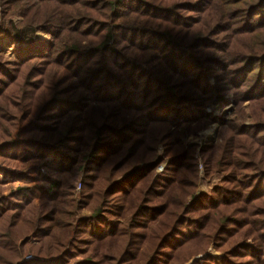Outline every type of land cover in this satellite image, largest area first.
<instances>
[{
  "label": "trees",
  "instance_id": "trees-1",
  "mask_svg": "<svg viewBox=\"0 0 264 264\" xmlns=\"http://www.w3.org/2000/svg\"><path fill=\"white\" fill-rule=\"evenodd\" d=\"M0 10L15 43L11 59L0 47V176L19 183L5 194L0 180V264H264V0ZM230 93L240 122L220 119L199 152L205 176L224 177L193 197L184 140Z\"/></svg>",
  "mask_w": 264,
  "mask_h": 264
},
{
  "label": "rangeland",
  "instance_id": "rangeland-1",
  "mask_svg": "<svg viewBox=\"0 0 264 264\" xmlns=\"http://www.w3.org/2000/svg\"><path fill=\"white\" fill-rule=\"evenodd\" d=\"M1 20L2 19H1V10H0V25L2 24ZM11 20L13 23L18 24L21 21V18L13 17ZM34 30H35L34 31L35 34L33 37L34 38L33 41L35 40L49 41V37L45 35L43 32H41L40 29L37 28V30L36 29ZM14 45H11L10 39L7 38L6 36H3L1 38L0 47L2 51L4 52V54L7 56L6 57L7 59H11L13 57L12 50H13ZM209 83L213 85L212 78H209ZM223 99H224L223 103L215 101L207 105L202 110L204 113L210 116V121L208 125L204 129L200 130L196 135H191L184 140L186 148H193L194 156L197 159L198 186L194 192L193 197H197L203 194L204 195L211 194V191L221 183V180L224 177L223 174L219 171H216L211 176L206 177L204 174L203 162L201 161L199 157L200 147L202 146L203 143L205 142L214 143L216 141L217 129L219 127L218 122L220 119H224L227 121H236L237 123L240 122V120L237 117L235 108L232 105V94L231 93L227 94ZM244 106L246 107L247 104H244ZM243 117H244L243 123L250 124L251 121L248 117L247 109L244 110ZM158 152L159 153L162 152L161 146L158 147ZM165 166H166V162L160 164L157 167L156 172L161 174ZM0 180L5 182L4 184L5 194H8L9 192L13 191L19 185V183L10 182L9 180L2 178V176H0ZM81 190H82L81 184L78 182L73 191L74 198L76 199L80 198ZM193 197H191L189 201L192 200ZM90 215H91L90 210H87V209H84L81 212L76 213L77 218H87ZM247 242L251 243L250 240ZM207 253L211 255L213 258H215L216 260H219L221 258V253L216 251L212 245L208 248ZM204 257L205 255L199 254L191 258L185 264H200L201 261L204 259Z\"/></svg>",
  "mask_w": 264,
  "mask_h": 264
}]
</instances>
